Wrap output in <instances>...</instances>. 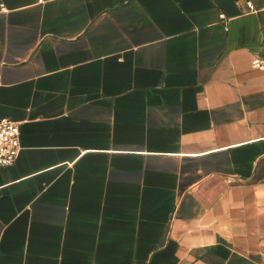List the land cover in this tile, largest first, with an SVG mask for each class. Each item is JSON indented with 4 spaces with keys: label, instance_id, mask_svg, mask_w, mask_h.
<instances>
[{
    "label": "crops",
    "instance_id": "1",
    "mask_svg": "<svg viewBox=\"0 0 264 264\" xmlns=\"http://www.w3.org/2000/svg\"><path fill=\"white\" fill-rule=\"evenodd\" d=\"M264 0H0V264H264Z\"/></svg>",
    "mask_w": 264,
    "mask_h": 264
},
{
    "label": "built area",
    "instance_id": "2",
    "mask_svg": "<svg viewBox=\"0 0 264 264\" xmlns=\"http://www.w3.org/2000/svg\"><path fill=\"white\" fill-rule=\"evenodd\" d=\"M253 66L264 69V63L254 59ZM21 150L20 125L7 118H0V166L12 165Z\"/></svg>",
    "mask_w": 264,
    "mask_h": 264
}]
</instances>
